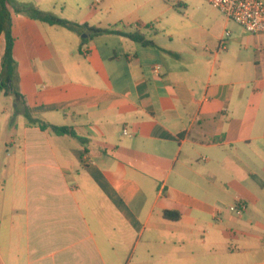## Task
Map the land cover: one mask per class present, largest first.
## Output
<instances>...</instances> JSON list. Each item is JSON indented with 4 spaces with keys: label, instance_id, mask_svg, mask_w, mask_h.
<instances>
[{
    "label": "crops",
    "instance_id": "1",
    "mask_svg": "<svg viewBox=\"0 0 264 264\" xmlns=\"http://www.w3.org/2000/svg\"><path fill=\"white\" fill-rule=\"evenodd\" d=\"M14 1L151 44L8 7L25 106L78 138L10 123L0 92V264H264V33L203 0L119 18L110 3L132 0L88 15L83 0Z\"/></svg>",
    "mask_w": 264,
    "mask_h": 264
},
{
    "label": "trees",
    "instance_id": "2",
    "mask_svg": "<svg viewBox=\"0 0 264 264\" xmlns=\"http://www.w3.org/2000/svg\"><path fill=\"white\" fill-rule=\"evenodd\" d=\"M8 7H11L15 13L24 14L42 23L59 26L76 33H82L85 31L90 35H99L113 32L142 45L151 44V41L146 40L144 35L138 31L124 32L93 26L88 27L86 24L79 25L72 21L54 16L51 13L43 12L31 3H17L14 0H0V36L3 37L4 41L3 50L0 56V92L5 96L12 97L14 114L22 115L27 124L36 125L40 130H48L58 136L69 135L78 138L71 128L42 122L34 117L25 106L24 98L18 89L17 64L12 56L14 38L11 33V18ZM162 216L164 219L176 221L179 218V213L176 211L164 210Z\"/></svg>",
    "mask_w": 264,
    "mask_h": 264
},
{
    "label": "built area",
    "instance_id": "3",
    "mask_svg": "<svg viewBox=\"0 0 264 264\" xmlns=\"http://www.w3.org/2000/svg\"><path fill=\"white\" fill-rule=\"evenodd\" d=\"M212 8L216 9L228 21L237 24L243 31L249 34L264 33V2L261 0H203ZM224 35H228L227 32ZM218 45L224 48V40H220ZM159 65L152 67V72L157 73ZM123 134H127L123 130ZM245 202L237 200L228 207V211L236 216H240L245 211Z\"/></svg>",
    "mask_w": 264,
    "mask_h": 264
},
{
    "label": "rangeland",
    "instance_id": "4",
    "mask_svg": "<svg viewBox=\"0 0 264 264\" xmlns=\"http://www.w3.org/2000/svg\"><path fill=\"white\" fill-rule=\"evenodd\" d=\"M107 1L108 0H83V2H80L79 5L82 7L83 12L88 15L89 12L93 13V12H100V11L101 12L109 11V7H108V4H107ZM141 3H142V0H132L129 3H121V2H118V1H112L110 3L111 13H113L116 18H119V17H122L124 15L125 11H127V10L130 11L133 7H136L137 5H140V7H141V5H142ZM169 3H173L172 6L174 7L175 12L179 11L177 5L175 4V2L170 1ZM91 4H93V6L89 9V5H91ZM149 7H150V5L148 4L147 6L141 7L139 10H140V12H142V11L147 10ZM64 15H66L67 17L71 18L72 17L71 16L72 15V11L69 8H66V11L64 12ZM64 19H66V18H64ZM145 19H148V18H145ZM118 26L119 25L117 24L116 27L119 28ZM148 31L150 33H153L151 30H148ZM13 105H14L13 102H7V103L4 104L5 108L8 111H10V112L14 108ZM1 116H4V115L1 114ZM19 116L22 117L21 115L14 114V112L12 111V115L10 116L9 122L13 123V121L15 119H17ZM5 141L7 143L6 147H8V144H9V141H10V137H6ZM133 244H134V241L130 244V246L123 253V255H122L123 263L127 259Z\"/></svg>",
    "mask_w": 264,
    "mask_h": 264
},
{
    "label": "water",
    "instance_id": "5",
    "mask_svg": "<svg viewBox=\"0 0 264 264\" xmlns=\"http://www.w3.org/2000/svg\"><path fill=\"white\" fill-rule=\"evenodd\" d=\"M82 37H85V35L83 34Z\"/></svg>",
    "mask_w": 264,
    "mask_h": 264
}]
</instances>
